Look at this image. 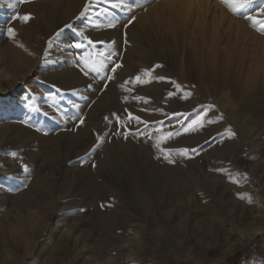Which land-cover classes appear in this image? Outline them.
I'll return each mask as SVG.
<instances>
[{"label":"rangeland","instance_id":"obj_1","mask_svg":"<svg viewBox=\"0 0 264 264\" xmlns=\"http://www.w3.org/2000/svg\"><path fill=\"white\" fill-rule=\"evenodd\" d=\"M217 47L232 71L198 80ZM236 263L264 264V29L222 0H0V264Z\"/></svg>","mask_w":264,"mask_h":264},{"label":"snow or ice","instance_id":"obj_2","mask_svg":"<svg viewBox=\"0 0 264 264\" xmlns=\"http://www.w3.org/2000/svg\"><path fill=\"white\" fill-rule=\"evenodd\" d=\"M222 2L227 4L228 7L232 10V12L241 14L245 17V19L251 21L253 26L259 25L261 29H264V21H261L260 19H258L259 16H264V0H222ZM257 4H259V10L255 15H253V14H251V12L249 10L253 9V6L257 5ZM113 7L120 8V7H122V5L120 3H117V4H114ZM123 7L126 8L128 11H131V7L129 5H123ZM80 15L83 16L84 12H81ZM15 18L18 20L27 22L28 20L32 19V16H31V14H25V15H18ZM133 19H134V17H133ZM115 26L116 25L114 23H109L107 25L108 28H114ZM65 27L71 29L73 26L71 24H66ZM7 33L10 37H13V38L16 35L15 30L11 27L7 28ZM79 36L81 38H83L84 40H86L87 44L89 46H91V49H92L91 51L87 52L84 56L81 57V61L83 62L84 68L90 69L91 72H94V73L102 72L104 70L105 62L111 61L113 56L116 55V53L113 52V53L106 54L103 51H96V47H95L93 40L89 39L85 35L84 32H82V31L79 32ZM20 46L23 47V45H20ZM76 47L80 48V47H82V45L77 44ZM120 67H122V65L117 63L115 65V67H113L111 69V71L115 72L116 69L120 68ZM84 74L88 75L89 73H88V71H85ZM150 77H151V71L150 70H143L141 74L136 75L134 78H129V80H127V81H125V83L121 84L120 87L124 88L125 91H131V89H129L127 87V85L129 83L142 84V85L148 84L151 82ZM109 79H112V77H109ZM156 79L163 80L164 77H157ZM105 87H107V85H105ZM176 87L179 88L180 85L177 84ZM169 95H172V93H169ZM190 95H191L190 92L184 93L185 98L189 97ZM125 99H127V97H125ZM135 99H142V98L141 97H135ZM129 118L134 119L139 123H146L144 121H141L140 117H138V116H131L130 115ZM106 119H107V117H106ZM117 119H119V117H117ZM220 119H223V114H221ZM204 122H205L204 117L201 116L199 119L194 120L187 127L183 128V132L187 133V132L196 131L197 128L203 127ZM207 122L208 123H215L216 121L210 120ZM80 123L82 124L83 120H81ZM157 131L159 132L160 130L158 129ZM228 134L230 136L236 135L234 132H232L231 129H228ZM179 135H181L180 131H176V132L169 131L167 133H162L161 135H159L158 137L155 138L154 146L158 149V151H160L161 153H164V159L168 160L169 163H175V160H173L171 158V153L173 151H175L176 154L180 155V156H187L189 153V149H187V148L173 150V149H165L161 146L167 140L173 138L174 136H179ZM191 151L195 152L196 149H191ZM12 155L16 156V153H13ZM157 158H159V157H157ZM23 171L25 173L30 174V169L27 165L23 166ZM216 171L221 172V173H226L228 175L229 180L233 183H239L240 182L239 180L234 178L231 175V173L228 172L227 169H217ZM244 175H247V174H244ZM241 198L243 199L244 197H241ZM248 199H249V202H251L250 198H248ZM101 207H104V205H101ZM80 211H84V209H80Z\"/></svg>","mask_w":264,"mask_h":264},{"label":"bare ground","instance_id":"obj_3","mask_svg":"<svg viewBox=\"0 0 264 264\" xmlns=\"http://www.w3.org/2000/svg\"><path fill=\"white\" fill-rule=\"evenodd\" d=\"M203 36H205V35H203ZM205 38H206V36H205ZM202 41H203V39H202ZM216 46L217 45H215V47ZM213 48L211 50H209V49L208 50L200 49V50L195 51L196 57L199 56V58L202 57L203 59H206V60L212 59V61L205 62L204 67H202V65L200 66V73H199V76H198L199 77L198 80H202L203 79V80L215 81L216 82V80L220 79V77L221 78L223 77V74H224L223 70H224V72H231L232 71L231 67L229 66V62H227L228 64H226V66L222 68V65L220 64L221 62L219 61V59H221L223 61L224 60H231L232 61V58H229L230 54H228L225 51H223L220 47L219 48L217 47L215 49H213ZM203 59H201V60L203 61ZM53 62H56V60H53ZM224 80H225V78H224ZM218 84H220V83H218ZM231 88H233V87H231ZM169 223L172 224V222H169ZM216 224H217V222H216ZM136 250L135 249H129L128 250L129 256L135 257V255L138 254L136 252Z\"/></svg>","mask_w":264,"mask_h":264},{"label":"trees","instance_id":"obj_4","mask_svg":"<svg viewBox=\"0 0 264 264\" xmlns=\"http://www.w3.org/2000/svg\"><path fill=\"white\" fill-rule=\"evenodd\" d=\"M238 258H239V259H238V262H240V260H242V259H245V258H246V259H249V258H251V257H250V253H249V254H247V255H245V256H244V255L242 256V255L238 254ZM236 264H239V263H236Z\"/></svg>","mask_w":264,"mask_h":264}]
</instances>
